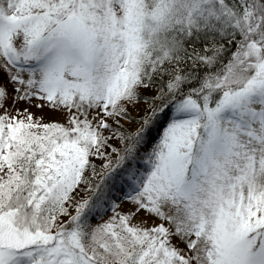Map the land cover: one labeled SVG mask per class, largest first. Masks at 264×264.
Instances as JSON below:
<instances>
[{
	"label": "snow or ice",
	"instance_id": "snow-or-ice-1",
	"mask_svg": "<svg viewBox=\"0 0 264 264\" xmlns=\"http://www.w3.org/2000/svg\"><path fill=\"white\" fill-rule=\"evenodd\" d=\"M0 110V264H264V0H0Z\"/></svg>",
	"mask_w": 264,
	"mask_h": 264
},
{
	"label": "rangeland",
	"instance_id": "rangeland-1",
	"mask_svg": "<svg viewBox=\"0 0 264 264\" xmlns=\"http://www.w3.org/2000/svg\"><path fill=\"white\" fill-rule=\"evenodd\" d=\"M9 89L10 90L12 89V85L11 84H9ZM40 104H41V101L34 99L31 104H28L25 101H19V102H16L15 106L13 107V101L9 100L8 101V110L13 115H15L17 110L23 111L24 109H28V111L31 112L34 117H41V116L44 117V122H61V123H63L65 121L64 114L53 112L47 106L46 103H45V106L43 108H40L39 107ZM145 107H147V105H141V106L130 105L128 110L130 111V116H132L133 121L131 122V121L127 120V119H122L121 123L125 127L134 128L136 126L134 124V120H138L144 114L143 109ZM0 114H3L2 110H0ZM19 118H23V117L21 116ZM81 195H83V193H81ZM130 207L131 206L126 202V203L121 205V208L119 209V211H121L122 213L127 212ZM111 216H112V213L110 212L108 214V216L105 217V220H107ZM142 218H146V214L141 213L138 217H136L133 220V223H140V220ZM62 219L66 220L67 218H62ZM98 222H101V221H94V224L98 223ZM151 223L152 222L149 221L150 225H151Z\"/></svg>",
	"mask_w": 264,
	"mask_h": 264
},
{
	"label": "trees",
	"instance_id": "trees-1",
	"mask_svg": "<svg viewBox=\"0 0 264 264\" xmlns=\"http://www.w3.org/2000/svg\"><path fill=\"white\" fill-rule=\"evenodd\" d=\"M128 111H129V110H128ZM129 113H130V111H129ZM131 117H132V116H131ZM139 119H140V118H139ZM127 120H129V121L132 122V121H133V118H132V119H127ZM125 128H127V129H134V128H131V127H130V128H129V127H125ZM93 223H94V222H93Z\"/></svg>",
	"mask_w": 264,
	"mask_h": 264
}]
</instances>
